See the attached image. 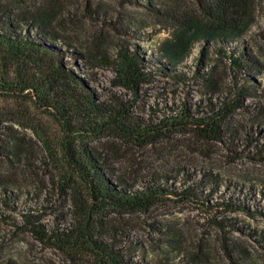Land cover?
Here are the masks:
<instances>
[{
  "label": "rangeland",
  "instance_id": "1",
  "mask_svg": "<svg viewBox=\"0 0 264 264\" xmlns=\"http://www.w3.org/2000/svg\"><path fill=\"white\" fill-rule=\"evenodd\" d=\"M11 1L21 4L17 13L30 25V17L37 11L52 13L50 29L57 35V43L65 49L64 40H72L81 54L68 56L70 65L90 82L102 101L130 103L132 113L145 121L158 123L171 118L183 106L196 115L208 116L223 105L227 87L237 76V70L224 60L218 78H224L227 87L216 91L208 87L201 76L207 70V59L201 56L204 45L198 43L192 56L178 66L183 79L155 72L135 93L118 82L113 67L118 51H140L150 61L160 57V43L169 35L168 25L153 16L142 0L0 3ZM166 1L196 9V0ZM258 1L256 25L242 45L252 58L264 64V0ZM26 29L21 27L22 31ZM209 52L208 58L216 61L213 49ZM255 73L257 95L246 99L244 107L231 114L227 124L252 128L257 137L259 131L264 134V75ZM0 110L14 114L0 123V181L19 193L7 195L6 200L0 188V264L9 260L17 264H81L57 246L39 240L28 222L40 225L48 234L72 224L66 178L55 169L57 162L36 134L37 130L47 135L51 147L63 138L58 123L37 110L29 99L16 103L0 98ZM10 137L21 139L22 151L16 155L7 151ZM232 139L205 141L188 130L144 148L113 135L95 142L109 150L118 175L115 180L128 181L134 190H141L153 179L173 176L169 179L170 189L182 191L193 185L199 198L208 199L204 203L170 198L147 212L110 211L112 223L121 229L118 248L124 264H264V161L255 157L257 147L248 148V143L238 137ZM224 198L248 210H229L221 205Z\"/></svg>",
  "mask_w": 264,
  "mask_h": 264
},
{
  "label": "trees",
  "instance_id": "2",
  "mask_svg": "<svg viewBox=\"0 0 264 264\" xmlns=\"http://www.w3.org/2000/svg\"><path fill=\"white\" fill-rule=\"evenodd\" d=\"M142 2L153 16L168 25L169 35L160 43V57L150 61H146L140 51L130 53L120 48L113 65L118 82L138 93L141 84L155 72L183 79L178 66L192 56L198 43L203 44L201 56L207 59V70L201 76L208 87L216 91L226 86L224 78H218L224 60L237 70L233 85L226 86L228 97L217 111L213 109L210 115L199 116L183 106L178 115L153 123L133 114L130 103L121 100L106 103L66 60L68 56L81 54L72 40H64L65 49L57 43L58 37L50 29L52 13L37 11L31 15L30 25L17 13L21 4L0 3V98L13 99L16 103L29 99L42 114L56 120L63 138L51 147L47 135L37 130L36 134L52 153L57 162L55 169L66 178L67 190L71 193L70 228L52 230L48 234L28 219L30 229L39 240L57 246L73 262L81 264H124L118 248L121 229L112 223L110 211L147 212L158 202L170 198L208 203V199L197 196L193 185L182 191L170 189L169 179L173 176L146 182L141 190H134L128 181L115 180L118 175L114 163L110 162L109 150L95 145L101 137L113 135L141 148L188 130L205 141L222 142L225 138L238 137L248 143V148L257 147L255 157L264 161V134L259 131L254 137L256 132L252 128H233L227 124L230 115L244 107L246 99L257 95L255 72L264 75V64L252 58L242 45L244 37L256 25L259 1L196 0V9L166 0ZM23 25L26 31L21 30ZM210 48L217 56L216 61L208 58ZM11 116L14 117L13 111L3 114L0 110V123L9 121ZM10 139V149L6 150L15 155L20 153L21 139ZM4 183L0 181V188L6 200L7 195L18 196L19 193L7 189ZM221 205L233 211L248 210L226 198ZM7 264L17 263L9 260Z\"/></svg>",
  "mask_w": 264,
  "mask_h": 264
}]
</instances>
